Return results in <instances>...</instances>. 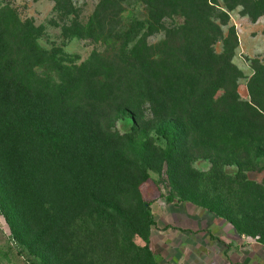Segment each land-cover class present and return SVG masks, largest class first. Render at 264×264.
<instances>
[{"label":"trees","instance_id":"obj_1","mask_svg":"<svg viewBox=\"0 0 264 264\" xmlns=\"http://www.w3.org/2000/svg\"><path fill=\"white\" fill-rule=\"evenodd\" d=\"M52 1L62 8L68 3V0ZM122 1L98 0L95 15L120 7ZM138 1L143 4L144 20L134 21L131 26L140 35L127 52L128 58L142 64L153 80L155 90L165 100L164 112L179 110L178 119H166L155 127L166 148L156 147L153 151L162 158V164L181 161L190 144L216 153L214 169L207 173L188 171L196 189L192 197L183 201L195 205V196L202 195L203 204L198 207L230 224L240 235L252 222L259 221L264 227V186L246 180L240 172L228 175L222 169L230 164L241 168L243 156L250 168L259 167V160H264V138H259L253 128H245L248 121L240 122L242 110L238 104L227 103L229 94L220 104L215 101L216 83L224 81L230 69L224 65L221 69L212 67L226 58L213 55L209 46L220 37V27L227 25V13L221 10L217 0ZM222 2L227 11L243 7L253 21L264 18V0ZM171 17L182 22L178 27L167 29L163 21ZM32 29L29 22L22 24L8 8L0 9V213L11 237L39 264H60L62 257L67 260L66 264H82L81 261L83 264H141L142 260L153 264L147 245L138 247L133 242L136 224L114 206L115 201H106L109 186L106 182L111 180L112 173L117 176L123 173L127 157L109 156L103 149L101 154L91 157L85 151L83 132L95 111L113 98L114 66L81 64L68 69L54 59L55 54L39 48ZM131 30L125 33V47L136 38L131 37ZM159 32H164L168 39L175 33L188 39L185 48L169 53L171 61L146 57L149 48L145 41ZM230 35L235 39L232 30ZM10 40L19 46L15 53L11 52ZM19 53L34 60L30 68L14 59ZM42 62L56 64V77L52 73L46 78L36 74ZM261 69L264 71V67ZM26 70L35 78L31 79ZM161 73L163 81L159 82ZM60 75L63 77L59 79ZM257 79L259 71L252 81ZM262 81L264 84V76ZM233 95L236 99L235 92ZM78 100L82 104H77ZM247 107L256 114L255 108L248 104ZM129 116L135 123L134 115ZM50 128L56 130V136L51 135ZM132 132L138 131L132 127ZM136 133L122 137L106 132L105 142H120ZM260 168L264 170V164ZM82 207L97 208L99 233L120 232L118 248L112 251L108 246L89 257L80 251L82 245L78 240L67 237L76 233L69 231L65 223H70L69 219ZM141 211L147 220V229L156 228L150 205L142 203ZM100 242H107L104 234ZM260 244L264 246V242Z\"/></svg>","mask_w":264,"mask_h":264},{"label":"rangeland","instance_id":"obj_2","mask_svg":"<svg viewBox=\"0 0 264 264\" xmlns=\"http://www.w3.org/2000/svg\"><path fill=\"white\" fill-rule=\"evenodd\" d=\"M217 2L221 10L227 13L228 23L220 27L221 35L209 49L213 55H222L226 59L212 67L221 69L224 65L230 72L224 81L216 83L215 101L220 104L229 94L227 103L238 104L242 110L240 122L248 121L245 128H253L259 138H264V71L261 69L264 67V18L253 21L243 7L227 11L222 0ZM63 5L62 8L52 0H0V9L8 8L22 24L29 22L34 28L31 32L36 35L39 48L55 54L54 59L66 68L81 64L88 67L97 63L114 66L116 85L113 98L95 111L83 137L86 140L85 151L91 157L101 154L102 149L109 156L127 157L128 163L123 173L118 176L112 173L111 180L106 182L109 184L106 187V201H115L114 206L136 224L134 244L138 247L147 245L153 255V264H264V246L260 244L264 242V227L261 222L247 224L244 227L246 232L240 235L233 226L198 207L203 204L202 195L195 196V205L183 201L192 197L191 193L196 189L192 186L195 184L191 182L188 171L207 173L214 169L216 153H208L190 144L187 155L180 158L181 161L162 164V158L153 151L156 147L166 148L155 127L166 119H178L179 110L173 108L171 113L164 112V98L155 90L153 80L142 64L128 58L127 52L140 35H136L131 26L134 21L144 20L143 4L138 0H123L120 7L98 16L95 15L99 8L98 0H68ZM181 22V19L171 17L163 21V26L174 28ZM130 30L131 37L136 38L125 47V33ZM231 30L235 39L230 35ZM11 33L13 39L12 28ZM165 35L159 32L147 38V58L171 61L169 53L182 50L188 43L185 35L175 33L169 39ZM18 47L16 42L11 41L12 53ZM201 52L204 54V50ZM181 57L179 54L178 58ZM14 59L27 68L34 63V60L27 59L26 54ZM56 69V64L42 62L36 74L40 78H46L49 73L56 77ZM257 71L259 79L252 81ZM26 72L31 79L35 78ZM160 75L158 78L163 74ZM61 77L63 75L59 79ZM162 81L163 78L159 82ZM233 92L236 99L232 98ZM77 104L82 102L78 100ZM247 104L256 109V114ZM121 110L126 112L122 113ZM130 113L134 115L135 123H132ZM132 127L138 131L135 136L116 143L105 142L106 132L123 137L135 134ZM50 131L51 135H57L56 130L50 128ZM241 161V168L230 164L222 169L228 175L240 172L246 180L264 186V170L260 168L264 160H259V167L252 168L245 164L244 156L240 158ZM142 203L150 205L156 228L147 229V220L141 211ZM97 217V208L82 207L69 219L70 223H65L69 231L76 233L67 237L78 240L82 245L80 251L89 257L98 255L108 246L112 251L119 247L120 232L108 230L99 233L98 229L101 228H98ZM188 230L190 232H185ZM102 234L107 242H100ZM59 260L60 264H66L64 257ZM0 264H39L11 237L1 213ZM141 264L147 262L142 260Z\"/></svg>","mask_w":264,"mask_h":264},{"label":"crops","instance_id":"obj_3","mask_svg":"<svg viewBox=\"0 0 264 264\" xmlns=\"http://www.w3.org/2000/svg\"><path fill=\"white\" fill-rule=\"evenodd\" d=\"M262 248V247H261Z\"/></svg>","mask_w":264,"mask_h":264}]
</instances>
